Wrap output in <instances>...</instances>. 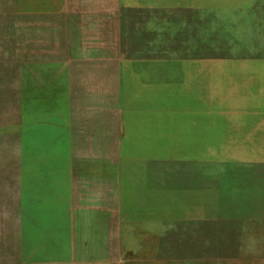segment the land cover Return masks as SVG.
Here are the masks:
<instances>
[{
	"label": "rangeland",
	"instance_id": "rangeland-1",
	"mask_svg": "<svg viewBox=\"0 0 264 264\" xmlns=\"http://www.w3.org/2000/svg\"><path fill=\"white\" fill-rule=\"evenodd\" d=\"M262 100L264 0H0V264H264Z\"/></svg>",
	"mask_w": 264,
	"mask_h": 264
},
{
	"label": "crops",
	"instance_id": "crops-1",
	"mask_svg": "<svg viewBox=\"0 0 264 264\" xmlns=\"http://www.w3.org/2000/svg\"><path fill=\"white\" fill-rule=\"evenodd\" d=\"M263 101V103H264V100H262ZM261 103V102H260ZM224 111V110H223ZM222 111V112H223ZM225 111H227V110H225ZM235 111H238V112H240V111H242V110H235ZM230 112H233L232 110H230ZM263 177H264V171H263ZM233 186L234 187H237L238 185H236V184H233ZM260 190L263 192V200H264V178H263V184L261 185V188H260ZM262 208H263V211H262V213L260 214V216L262 217V223L264 222V203H263V205H262Z\"/></svg>",
	"mask_w": 264,
	"mask_h": 264
}]
</instances>
